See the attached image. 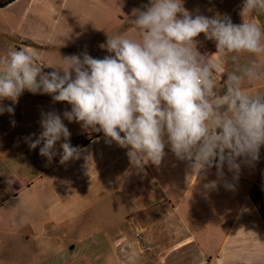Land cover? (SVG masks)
I'll use <instances>...</instances> for the list:
<instances>
[{
  "label": "crops",
  "instance_id": "obj_1",
  "mask_svg": "<svg viewBox=\"0 0 264 264\" xmlns=\"http://www.w3.org/2000/svg\"><path fill=\"white\" fill-rule=\"evenodd\" d=\"M182 3L193 17L227 15L234 24L255 22L264 29V11L242 17L244 0ZM149 4L14 0L0 7V56L33 49L42 64L56 68L64 66L63 58L84 52L103 59L114 55L102 47L109 37L139 38L134 20ZM194 39L200 54L220 63L215 81L222 92L226 75L237 70L234 54L216 53V42L204 33ZM251 60L264 57L239 54L240 66ZM54 70L43 67L45 73ZM244 87L264 94V81ZM0 103L14 107L13 114H0V264H119L120 249L135 248L141 249L139 259L126 256V262L264 264V146L258 160L238 159V173L225 166L223 178L215 167L196 174L169 146L159 166L140 169L130 163L129 149L64 119L71 111L67 102L22 94L15 104ZM53 111L81 150L79 159L61 164L59 154L49 161L39 146L29 148L26 138L42 131L41 114ZM60 143L63 138L58 153ZM210 181H217L215 189L205 187Z\"/></svg>",
  "mask_w": 264,
  "mask_h": 264
},
{
  "label": "clouds",
  "instance_id": "obj_2",
  "mask_svg": "<svg viewBox=\"0 0 264 264\" xmlns=\"http://www.w3.org/2000/svg\"><path fill=\"white\" fill-rule=\"evenodd\" d=\"M146 9L134 20L139 38L109 37L102 47L114 55L103 59L84 52L63 58L64 66L56 68L42 64L33 49L0 56V102L15 104L25 90L67 102L71 111L64 119L129 149L136 168L159 166L169 146L196 174L215 167L223 178L225 166L238 173V159L258 160L264 146V94L244 87L264 81V60L238 63L243 53L264 57V29L255 22L234 24L227 15L193 17L182 0H150ZM257 11H264V0H244L243 18ZM201 33L216 42V53L234 54L237 70L226 75L222 92L214 78L220 63L197 50L194 38ZM43 67L55 70L45 73ZM4 112L13 114L14 107L0 103ZM41 116L42 131L26 138L29 148L39 146L49 161L59 154L61 164L79 159L81 150L70 143L61 115ZM205 187L215 189L217 181ZM224 187L233 186L225 182Z\"/></svg>",
  "mask_w": 264,
  "mask_h": 264
},
{
  "label": "rangeland",
  "instance_id": "obj_3",
  "mask_svg": "<svg viewBox=\"0 0 264 264\" xmlns=\"http://www.w3.org/2000/svg\"><path fill=\"white\" fill-rule=\"evenodd\" d=\"M6 1V0H3ZM1 47V46H0ZM259 200V199H258ZM260 204H264V200L262 199ZM126 250V251H125ZM140 248H135V249H120V253L118 255V261L119 264H138L135 262H129L131 261V259L133 258V261H136L137 259H139L140 255L142 252H140ZM126 256L130 257V260L128 262H126Z\"/></svg>",
  "mask_w": 264,
  "mask_h": 264
},
{
  "label": "trees",
  "instance_id": "obj_4",
  "mask_svg": "<svg viewBox=\"0 0 264 264\" xmlns=\"http://www.w3.org/2000/svg\"><path fill=\"white\" fill-rule=\"evenodd\" d=\"M12 1L14 0H6V1H3V2H0V7H4L6 6L7 4L11 3ZM97 136H104L103 132H100ZM105 137V136H104ZM88 143V140L84 141L82 143V145H85ZM262 211H263V216H264V205L261 207Z\"/></svg>",
  "mask_w": 264,
  "mask_h": 264
},
{
  "label": "built area",
  "instance_id": "obj_5",
  "mask_svg": "<svg viewBox=\"0 0 264 264\" xmlns=\"http://www.w3.org/2000/svg\"><path fill=\"white\" fill-rule=\"evenodd\" d=\"M215 80L217 79V76H216V74H215ZM22 94H31V95H38V96H44L45 94H40V93H37V94H33V93H31V92H29V91H27V90H25Z\"/></svg>",
  "mask_w": 264,
  "mask_h": 264
}]
</instances>
